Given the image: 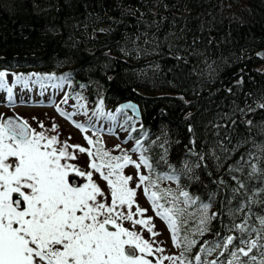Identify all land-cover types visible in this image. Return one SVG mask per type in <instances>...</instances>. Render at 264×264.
Returning <instances> with one entry per match:
<instances>
[{"label":"trees","instance_id":"16d2710c","mask_svg":"<svg viewBox=\"0 0 264 264\" xmlns=\"http://www.w3.org/2000/svg\"><path fill=\"white\" fill-rule=\"evenodd\" d=\"M0 71L63 77L67 97L89 112L100 100L138 104L131 137L152 165V190L197 201L181 225V236L197 240L185 254L192 264L204 241L238 236L227 226L246 214L260 227L264 0H0ZM201 204L217 213L203 236L193 234Z\"/></svg>","mask_w":264,"mask_h":264},{"label":"snow or ice","instance_id":"6c2138e0","mask_svg":"<svg viewBox=\"0 0 264 264\" xmlns=\"http://www.w3.org/2000/svg\"><path fill=\"white\" fill-rule=\"evenodd\" d=\"M7 75L0 71V89L7 90L11 101L12 87L5 79ZM28 79L30 77L17 75L15 83L27 86ZM53 79L57 78L37 76L36 82ZM67 99L65 97V102ZM258 107L264 108V104ZM125 109L136 112L131 103L121 105L115 112L122 113ZM57 111L71 120L72 114L59 107ZM95 114L116 119L113 113L104 112L103 100L99 101ZM73 123L82 132L86 130L82 124ZM39 126L44 128L43 123ZM50 131L54 133L51 136L45 131H36L23 120L0 121V264H153L148 257L163 253L164 249L156 241L124 226V221H129L133 226L146 229L153 237L158 235L152 218H144L147 210L136 204L137 189L141 186L155 214L166 223L173 246L181 249L178 256H158L155 264H164V261L189 264L185 254L191 252L197 240L188 234L181 236V225L188 223L186 217L193 215L188 208L197 201L187 191L179 192V197H183L181 202L171 189L152 190L158 188L157 182L140 173L141 165L152 171V165L142 154L140 140L132 149L141 153L138 163L127 153L111 155L99 140L94 142L85 137L88 148L69 144L67 140L61 142L55 123ZM69 149L87 154V167L107 182V193L93 180V171L81 170L71 162L78 157ZM129 165L136 169L139 183L135 187L130 186L134 177L124 174ZM252 171H257L255 165ZM77 178H84L86 182L74 183ZM157 179L172 180L175 177L158 176ZM239 187L245 186L240 184ZM260 191L264 192V189ZM258 194L253 193V196ZM161 200L171 206L166 207ZM255 202L249 197L248 204ZM134 204L135 212L132 211ZM209 207V204L200 205L194 235L203 236L209 231L208 225L217 215H209ZM244 207L241 205L238 210L242 211ZM134 216L141 218L134 219ZM257 221L260 227H252L246 214L241 222L227 226L230 233H239L238 236L228 234L219 241H204L194 255L195 264H264V216H258ZM216 235L220 236V233ZM217 252L215 258L208 259Z\"/></svg>","mask_w":264,"mask_h":264},{"label":"rangeland","instance_id":"374dc122","mask_svg":"<svg viewBox=\"0 0 264 264\" xmlns=\"http://www.w3.org/2000/svg\"><path fill=\"white\" fill-rule=\"evenodd\" d=\"M4 72L8 74L5 79L8 81L9 86L12 87V99L9 101L7 90L0 89V121H2V118H4L5 115L14 113L20 116L23 121H27L30 128L36 131H45L49 136L54 134L50 129L51 125L55 123L58 125L59 139L61 142L67 140L69 144L88 148L90 146L85 139V137H88L94 142L99 140L103 145V148L109 151L111 155L119 156L123 153H127L132 159L139 163L141 153L132 151L133 148L137 147V140L131 137L133 135V128L138 126L139 122L133 120L132 115L128 114L129 112L124 111L122 113H116L115 108L103 107L105 113H113L116 116V119L111 120L106 115H94V113L97 112V108L94 112H89L87 110L88 106L80 108L79 105L81 103L79 104L75 100L67 97L69 90L68 83L65 79L41 80L40 82H36V77L40 75L33 71L27 76L17 72ZM17 75L25 78L30 77L27 86L23 83H15V76ZM65 97L68 98L66 102ZM39 103L42 104L37 105ZM57 107L65 113L72 114L71 120L62 116L60 112L57 111ZM129 117H131V119H128ZM73 121L82 124L86 130L82 132L79 128L75 127ZM41 123L44 125L43 129L39 126ZM109 132H111V134ZM69 137H71V139H69ZM117 145H119V148H117ZM69 150L73 151L78 157L76 160L78 161L77 166L84 171H93V180L107 193V182L100 177L99 173H96L94 170L87 167L89 162L87 154L79 153L73 149ZM92 150L95 151L94 146L92 147ZM104 171L106 172L107 169H104ZM140 173L148 176V168L141 165ZM124 174L132 175L134 177V180L132 181L134 184H130V186L135 187V185L139 183L136 178V169L132 165H129L124 169ZM73 182L84 183L86 180H84V178H77ZM136 204L144 209L147 207L152 209L151 203L143 193V186L137 189ZM136 204L133 205V212H135ZM124 211H127V209H124ZM153 213L154 216L159 219L157 221L152 218V223L155 225L154 231L158 233L157 236H151L146 229L141 228L139 225L133 226L129 221H124V226L128 227L130 230L139 232L146 239L156 241V244L164 249L163 253H154L152 257H148V259L152 260L153 264H155V260L158 256H178L180 251L173 246L171 234L166 223L158 217L154 211ZM139 218L141 217L134 216V219ZM144 218L147 217L144 216ZM155 246L156 245L154 244L153 247L155 248ZM164 264H172V262L164 261ZM189 264L192 263L189 262Z\"/></svg>","mask_w":264,"mask_h":264},{"label":"water","instance_id":"95a60500","mask_svg":"<svg viewBox=\"0 0 264 264\" xmlns=\"http://www.w3.org/2000/svg\"><path fill=\"white\" fill-rule=\"evenodd\" d=\"M69 89V88H68ZM128 103H131L133 105H135V108H136V112L134 114L133 110L132 109H125V111L129 112L133 117L139 119L141 117V112H140V108L138 106L137 103L133 102V101H124L122 103H120L118 106L115 107V109H117L118 107H120L121 105H124V104H128ZM16 119L17 122L21 121L22 119L20 118V116L14 114V113H10L8 115H5L4 118H2V120H5V119ZM139 122V120H138Z\"/></svg>","mask_w":264,"mask_h":264}]
</instances>
